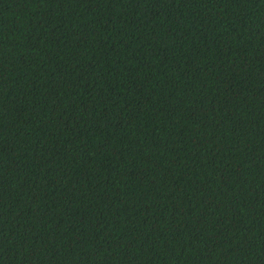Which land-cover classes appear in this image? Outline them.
Returning a JSON list of instances; mask_svg holds the SVG:
<instances>
[{"label":"trees","instance_id":"1","mask_svg":"<svg viewBox=\"0 0 264 264\" xmlns=\"http://www.w3.org/2000/svg\"><path fill=\"white\" fill-rule=\"evenodd\" d=\"M0 264H264V0H0Z\"/></svg>","mask_w":264,"mask_h":264}]
</instances>
